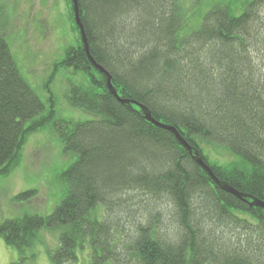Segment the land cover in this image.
Returning <instances> with one entry per match:
<instances>
[{"label":"trees","instance_id":"16d2710c","mask_svg":"<svg viewBox=\"0 0 264 264\" xmlns=\"http://www.w3.org/2000/svg\"><path fill=\"white\" fill-rule=\"evenodd\" d=\"M78 4L94 60L133 102L109 90L73 9L80 38L53 74L66 76L70 106L89 118H56L0 37V176L49 123L71 158L59 202L0 221V239L19 255L10 264L35 261L44 232L57 236L53 264H77L86 252L88 264H264V208L223 190L142 108L174 126L219 180L264 202V0Z\"/></svg>","mask_w":264,"mask_h":264},{"label":"rangeland","instance_id":"374dc122","mask_svg":"<svg viewBox=\"0 0 264 264\" xmlns=\"http://www.w3.org/2000/svg\"><path fill=\"white\" fill-rule=\"evenodd\" d=\"M71 2L0 0V37L9 42L29 84L44 100L52 101L51 108L55 107L56 118L79 121L89 118L88 113L70 106L66 98L68 79L58 70L53 74V68L63 56L64 47L74 44L80 38L73 20ZM49 89L54 97L49 95ZM70 163L71 158L64 155L63 145L51 123L30 133L10 171L0 176V221L25 213H46L49 205H52L51 197L54 200L58 198L59 202L63 191L60 176ZM31 189L39 191L35 198L29 202L13 201L18 193ZM42 237L45 246L37 247L40 249L39 256L35 261L29 260L25 264H53L48 250L57 248L56 233L44 232ZM18 259L16 249L0 239V264H10ZM88 261L86 252L81 254L77 264H88Z\"/></svg>","mask_w":264,"mask_h":264},{"label":"water","instance_id":"95a60500","mask_svg":"<svg viewBox=\"0 0 264 264\" xmlns=\"http://www.w3.org/2000/svg\"><path fill=\"white\" fill-rule=\"evenodd\" d=\"M73 2V9H74V12H75V21H76V24L80 30V34H81V41H82V44H83V47L88 55V57L90 58V60L92 61V63L94 64V66L96 68H98L101 72L105 73L106 76H107V86L109 88V90L111 91V93L122 103L124 104H130L132 103L133 101L132 100H129V99H124L122 97H120V95L118 94V91L116 89V87L113 85V76L109 74V72L104 69V67L100 64H98L91 52H90V47H89V43H88V39H87V35H86V31H85V28H84V25L81 21V17H80V12H79V4H78V0H72ZM144 112H145V116L148 120H150L152 123H154L156 126H159L161 128H164V129H167V130H170L172 131L176 137L178 138V140L180 141V143L188 148V150L190 151V153H192L194 155V158L195 160L198 162L199 165H201L209 174L210 176L214 179V181L216 183H218L223 190L229 192V193H232L234 194L235 196H237L238 198L240 199H243V200H247V198H250L251 200L249 201L250 205L251 206H257V207H262L264 208V202L262 200H259L255 197H252V196H248L246 194H243V193H240L239 191H237L235 188H233L232 186H230L228 183L226 182H223L221 180H219L215 174L213 173L211 167L205 162L203 156L197 151V150H194L190 145L189 143L180 135V133L178 132V130L172 126V125H168V124H165V123H162L156 119L153 118L152 116V112L150 110H148L146 107H142Z\"/></svg>","mask_w":264,"mask_h":264}]
</instances>
